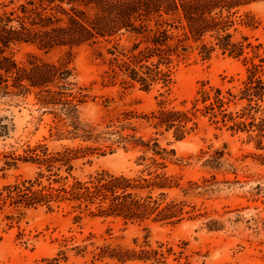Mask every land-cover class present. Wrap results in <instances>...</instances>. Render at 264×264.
<instances>
[{"label":"rangeland","instance_id":"obj_1","mask_svg":"<svg viewBox=\"0 0 264 264\" xmlns=\"http://www.w3.org/2000/svg\"><path fill=\"white\" fill-rule=\"evenodd\" d=\"M224 15L218 39L189 35L186 51L164 52L168 86L111 80L120 53L104 46L10 50L20 65L68 62L72 75L55 99L36 88L0 96V264H264V0ZM172 31V43L184 38L182 26ZM226 34L243 52L222 49ZM210 90L218 101L193 109ZM161 109L195 113L183 139L158 124ZM58 153L67 164L43 163ZM103 173L130 179L129 216L101 211L99 199L80 213L76 200L50 208L7 196L37 179L92 185Z\"/></svg>","mask_w":264,"mask_h":264},{"label":"trees","instance_id":"obj_2","mask_svg":"<svg viewBox=\"0 0 264 264\" xmlns=\"http://www.w3.org/2000/svg\"><path fill=\"white\" fill-rule=\"evenodd\" d=\"M250 1L253 0H17L18 4L12 8L9 5L0 8V96H24L31 88H36L46 94L45 97L55 99L64 96L61 86L72 75L68 62L55 64L33 59L28 65L18 64L9 52L20 43L33 44L44 52L66 49L69 55L82 46L108 47L110 54L120 53L110 59L111 80L122 77L123 84L138 82L145 89L160 82L168 86L172 64L166 65L164 52L186 51L184 42L189 35L199 39L208 32H215L218 39V30L225 31L223 25L229 18L224 13ZM178 26L184 29V38L172 43L176 38L172 29ZM124 37L128 44L122 43ZM231 38V34L219 37L223 41L222 49L243 52V44H235ZM162 65L167 68L163 69ZM198 93L193 109L211 99L218 101V90ZM191 113H194L192 109H161L154 117L158 124L175 127L176 138L183 139L186 130L181 123L189 120ZM42 161L48 167L56 161L68 163L66 154L60 153ZM53 182L45 184L37 179L29 185L9 189L7 196L14 191L20 204H46L50 208L55 204L60 206V201L76 200L80 203L71 207L80 213L88 207H82L83 204L99 199L101 204L109 203L108 207L100 204L101 211L126 216L137 204V201H128L131 181L125 176L103 173L92 185L77 181L69 187ZM76 218L82 217L77 215Z\"/></svg>","mask_w":264,"mask_h":264}]
</instances>
